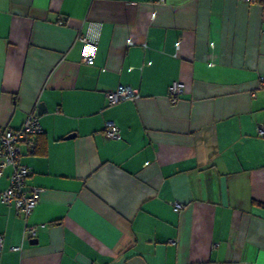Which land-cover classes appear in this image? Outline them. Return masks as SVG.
Masks as SVG:
<instances>
[{
	"label": "crops",
	"instance_id": "0c3cea01",
	"mask_svg": "<svg viewBox=\"0 0 264 264\" xmlns=\"http://www.w3.org/2000/svg\"><path fill=\"white\" fill-rule=\"evenodd\" d=\"M263 74L264 0H0V125L47 108L0 264H264ZM119 84L141 98L109 105Z\"/></svg>",
	"mask_w": 264,
	"mask_h": 264
},
{
	"label": "built area",
	"instance_id": "2783aa9c",
	"mask_svg": "<svg viewBox=\"0 0 264 264\" xmlns=\"http://www.w3.org/2000/svg\"><path fill=\"white\" fill-rule=\"evenodd\" d=\"M165 1V0H161ZM153 18L156 17L154 13ZM82 40L91 46L96 47L88 38L82 37ZM129 44H135L130 39ZM81 61L87 64H94L95 57L93 53L84 54ZM259 87H264V74L259 78ZM186 91V86L181 81H175L169 87V96L173 103H176L179 97ZM141 98V94L135 88L125 84H119L114 90L108 93V104L115 105L124 101H136ZM258 134L264 136V123L257 124ZM105 132L111 139H120L121 133L118 124L114 120H107ZM43 133V128L37 112L30 113L25 119L23 126L14 129L9 126L0 125V177L3 176L6 167H12L9 185L6 189L0 190V198L6 203H14L19 214L28 218L41 201L43 188L38 186L28 187V178L32 173V168L22 162L23 155L22 144L29 142L32 137ZM175 209L180 210L184 207L182 202L174 203ZM39 226L27 225V231L31 236H36ZM4 243V236L0 234V251ZM14 249H20L15 247Z\"/></svg>",
	"mask_w": 264,
	"mask_h": 264
},
{
	"label": "water",
	"instance_id": "95a60500",
	"mask_svg": "<svg viewBox=\"0 0 264 264\" xmlns=\"http://www.w3.org/2000/svg\"><path fill=\"white\" fill-rule=\"evenodd\" d=\"M46 110H47V108H46L45 104H44V103H41V104L39 105L38 114H42V113L45 112ZM74 135H76V134H70V135L67 136V138H71V137H73Z\"/></svg>",
	"mask_w": 264,
	"mask_h": 264
}]
</instances>
